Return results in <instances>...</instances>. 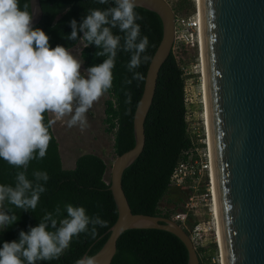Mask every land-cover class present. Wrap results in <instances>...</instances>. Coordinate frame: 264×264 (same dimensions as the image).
I'll use <instances>...</instances> for the list:
<instances>
[{
  "label": "trees",
  "instance_id": "1",
  "mask_svg": "<svg viewBox=\"0 0 264 264\" xmlns=\"http://www.w3.org/2000/svg\"><path fill=\"white\" fill-rule=\"evenodd\" d=\"M25 3L29 5V0H19L21 8ZM40 3L42 18L33 29L40 28L50 37L51 48L57 45L71 48L78 41L82 33H78L77 40L66 39L72 31L71 20L75 19L79 24L86 18L89 9L103 10L114 6L111 0L108 5L99 4L98 0H40ZM185 4V0L180 1L176 10L182 14L194 10L192 2L190 5ZM28 11L30 12V6ZM135 11L142 17L137 21L141 36H147L149 40L147 51L142 55L152 58L162 38L161 19L155 12L142 7L136 6ZM113 34L122 37L124 35L118 28L113 29ZM97 51L102 49L95 44L86 45L82 49L80 59L86 69L107 59V56H95ZM130 57L131 53L118 50L112 70V87L105 93L108 98L104 101V129L113 135L115 156L134 145L133 117L151 60L135 69L143 74L144 80H133L128 85L125 81L133 75L126 67ZM182 63L183 60L178 62L170 53L161 65L152 103L144 121V148L122 175V187L133 213L170 217L185 196L184 189L171 187L169 184L170 174L180 158L181 151L191 143L184 116L186 106ZM126 92L131 94V103L126 102ZM44 115L47 123L50 119L49 113ZM49 132L52 139L46 156L30 161L26 170L27 178L34 183L33 172L48 173L49 180L46 183L40 181L46 191L40 194L34 211H24L6 202L5 208L11 209L19 219L13 225L0 230V248L4 242H18L20 231L28 232L30 227L38 226L46 212H52L59 221L67 217L65 205L82 206L87 215L99 216L108 222L107 226L97 225L98 234L93 239L90 234L92 225H89V232L73 237L70 246L59 259L37 262L75 264L83 255L91 256L100 249L108 236L107 230L117 218V209L109 189L110 179L106 177V161L96 153H82L76 158L73 168H64L52 126ZM19 171L24 169L16 168L0 159V184L14 187ZM57 206L60 208L58 215L55 212ZM48 230L54 229L49 225ZM187 261V249L174 234L162 229L134 228L125 230L119 236L111 264H187Z\"/></svg>",
  "mask_w": 264,
  "mask_h": 264
},
{
  "label": "water",
  "instance_id": "2",
  "mask_svg": "<svg viewBox=\"0 0 264 264\" xmlns=\"http://www.w3.org/2000/svg\"><path fill=\"white\" fill-rule=\"evenodd\" d=\"M134 2L160 17L162 38L135 108L134 145L111 164L109 189L117 218L100 249L80 259L93 257L95 264H111L122 232L155 228L177 236L187 249V264H199L187 232L169 217L133 213L122 187L124 170L144 148V121L174 36V11L167 0ZM29 6L33 27L43 11L40 0H29ZM200 14L222 264H264V0H200Z\"/></svg>",
  "mask_w": 264,
  "mask_h": 264
},
{
  "label": "clouds",
  "instance_id": "3",
  "mask_svg": "<svg viewBox=\"0 0 264 264\" xmlns=\"http://www.w3.org/2000/svg\"><path fill=\"white\" fill-rule=\"evenodd\" d=\"M110 0H98L108 5ZM112 5L103 10L89 9L86 18L77 24L70 21L69 40L80 38L87 46L95 44L102 51L95 56H107L104 62L91 66L82 75V62L69 48L57 45L51 48L50 37L40 28L31 26L32 13L19 0H0V159L23 168L16 174L15 186L0 184V230L13 225L19 217L6 209L14 205L24 211L35 210L40 194L49 180L47 172L35 171V183L26 176L29 162L43 159L52 139L49 128L64 117L69 127L81 130L89 125L86 113L111 87L113 68L118 50L131 53L126 67L133 80L142 82L144 76L135 71L151 57L142 55L147 51L149 40L141 36L137 23L142 17L135 11L134 0H111ZM121 35H114L113 29ZM121 40L123 43L121 44ZM127 103L131 94L125 93ZM45 113L55 117L45 123ZM67 217L59 221L52 212H46L39 225L28 232L20 231L19 241L4 242L0 248V264H37L40 261L59 259L70 246L73 237L89 232L93 239L97 228L106 227L107 221L99 216L90 217L82 206L65 205ZM56 214L60 208L55 209ZM49 225L54 230H48ZM59 225V226H58ZM76 264H95L93 257H85Z\"/></svg>",
  "mask_w": 264,
  "mask_h": 264
},
{
  "label": "built area",
  "instance_id": "4",
  "mask_svg": "<svg viewBox=\"0 0 264 264\" xmlns=\"http://www.w3.org/2000/svg\"><path fill=\"white\" fill-rule=\"evenodd\" d=\"M194 10L189 13L174 11V36L170 53L181 62L188 48H198L200 21L197 0H192ZM173 8V7H172ZM69 50L80 57L87 45L80 39ZM184 76L185 121L191 139L188 147L180 153V158L169 177L171 187L181 188L185 196L169 217L188 234L201 264H222L218 241V221L213 187L210 141L204 113L195 115L194 101L187 95L190 77ZM189 80V82L187 81ZM211 244L215 249L211 250Z\"/></svg>",
  "mask_w": 264,
  "mask_h": 264
},
{
  "label": "rangeland",
  "instance_id": "5",
  "mask_svg": "<svg viewBox=\"0 0 264 264\" xmlns=\"http://www.w3.org/2000/svg\"><path fill=\"white\" fill-rule=\"evenodd\" d=\"M167 1L176 10L180 1L184 0ZM191 2L192 0H185V5H190ZM198 52V48H188L186 53L183 54L184 58L182 59L186 75L192 81L191 84H187V95L194 101L193 110H195L196 116L204 110L201 90L202 76L201 69L199 68L200 58ZM73 55L81 61L77 54ZM85 70L86 68L82 64L81 72L82 75L86 76ZM187 81L189 82V80ZM107 98V94L101 96L86 113L89 126L84 130H81L78 125L69 127L67 121L70 117L67 116L61 120H57L52 125V130L59 144L61 161L64 168H73L76 158L82 153H96L106 161L108 165L106 177L110 178L111 164L116 156L113 151V135L104 129L106 126L103 122L104 101ZM49 118L54 119L55 117L49 113ZM211 247V250L215 249L213 244H211Z\"/></svg>",
  "mask_w": 264,
  "mask_h": 264
},
{
  "label": "bare ground",
  "instance_id": "6",
  "mask_svg": "<svg viewBox=\"0 0 264 264\" xmlns=\"http://www.w3.org/2000/svg\"><path fill=\"white\" fill-rule=\"evenodd\" d=\"M197 6H198V11H199V21H200V39H199V52H200V56H199V60H200V69H201V76H202V104L204 107L203 113H204V117L206 119V123H207V129H208V117H207V106H206V94H205V82H204V65H203V48H202V31H201V14H200V0H197ZM198 52V53H199ZM209 132V129H208ZM216 211V208H215ZM217 215V213H216ZM218 241L220 244V238H219V230H218Z\"/></svg>",
  "mask_w": 264,
  "mask_h": 264
},
{
  "label": "flooded vegetation",
  "instance_id": "7",
  "mask_svg": "<svg viewBox=\"0 0 264 264\" xmlns=\"http://www.w3.org/2000/svg\"><path fill=\"white\" fill-rule=\"evenodd\" d=\"M199 263H200V261H199Z\"/></svg>",
  "mask_w": 264,
  "mask_h": 264
}]
</instances>
